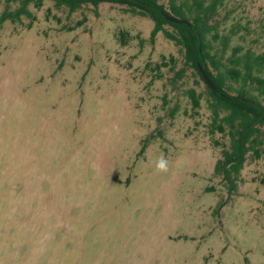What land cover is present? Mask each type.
Listing matches in <instances>:
<instances>
[{
	"label": "rangeland",
	"instance_id": "1",
	"mask_svg": "<svg viewBox=\"0 0 264 264\" xmlns=\"http://www.w3.org/2000/svg\"><path fill=\"white\" fill-rule=\"evenodd\" d=\"M25 7L0 23V264H264V155L235 187L214 172L229 138L178 46L118 2ZM211 24L234 33L222 63L264 52V0H223Z\"/></svg>",
	"mask_w": 264,
	"mask_h": 264
},
{
	"label": "trees",
	"instance_id": "2",
	"mask_svg": "<svg viewBox=\"0 0 264 264\" xmlns=\"http://www.w3.org/2000/svg\"><path fill=\"white\" fill-rule=\"evenodd\" d=\"M30 0H22V5L15 13L5 9L0 14V23L6 19H14L21 14L30 15L26 4ZM56 7H66L69 12L80 9L84 4L96 7L99 2L111 1L124 5V10L134 15L148 16L153 26L149 39L153 41L158 32L172 40L183 53L185 62L194 67L204 80L209 93L208 108L211 111L210 133L219 132L227 135L229 145L222 149V158L218 159L214 172L236 186V180L242 169L247 154L252 158L264 155V52L251 50L241 52L240 46L232 48L230 65L221 59L229 46L230 34H221L211 24L223 0H53ZM39 6L42 0H35ZM170 15L185 22H173L166 19ZM82 21H77L80 25ZM73 27H68V30ZM125 31H120L118 39L126 44ZM219 41L220 55L213 50V41ZM142 42V39H140ZM173 57L171 56L170 59ZM166 65L156 63V68ZM200 67L206 72L212 85L202 76ZM233 83L238 84L234 87ZM236 93L233 94L230 91ZM192 108L200 105V95L195 89L187 90ZM143 142L140 154L144 151Z\"/></svg>",
	"mask_w": 264,
	"mask_h": 264
},
{
	"label": "water",
	"instance_id": "3",
	"mask_svg": "<svg viewBox=\"0 0 264 264\" xmlns=\"http://www.w3.org/2000/svg\"><path fill=\"white\" fill-rule=\"evenodd\" d=\"M166 19H168L169 21H173V22H185V20H181L179 18L170 16V15H166ZM200 71L202 73L203 78L205 79V81L209 84L212 85L210 82L209 77L207 76L206 72L200 67Z\"/></svg>",
	"mask_w": 264,
	"mask_h": 264
},
{
	"label": "clouds",
	"instance_id": "4",
	"mask_svg": "<svg viewBox=\"0 0 264 264\" xmlns=\"http://www.w3.org/2000/svg\"><path fill=\"white\" fill-rule=\"evenodd\" d=\"M157 169L160 171H167L166 161L161 160V162L157 163Z\"/></svg>",
	"mask_w": 264,
	"mask_h": 264
}]
</instances>
